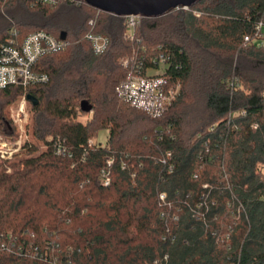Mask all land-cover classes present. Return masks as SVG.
I'll use <instances>...</instances> for the list:
<instances>
[{"label":"trees","instance_id":"trees-1","mask_svg":"<svg viewBox=\"0 0 264 264\" xmlns=\"http://www.w3.org/2000/svg\"><path fill=\"white\" fill-rule=\"evenodd\" d=\"M1 10L0 45L36 31L66 32L69 45L38 61L49 80L27 90L47 150L0 171V264H264V48L245 42L264 0L142 16L133 42L125 17L83 2L0 0ZM91 31L109 39L104 54ZM159 53L180 91L152 118L116 87L123 60L154 67ZM23 94L0 91L6 137L16 131L4 111ZM102 130L107 143H92Z\"/></svg>","mask_w":264,"mask_h":264},{"label":"built area","instance_id":"built-area-1","mask_svg":"<svg viewBox=\"0 0 264 264\" xmlns=\"http://www.w3.org/2000/svg\"><path fill=\"white\" fill-rule=\"evenodd\" d=\"M43 1L51 4L57 3V0ZM140 19L141 16H125L126 37L131 42L136 41V30ZM89 25L93 27L95 20H91ZM263 30L264 17L255 25L253 34L245 37V42L264 48ZM86 40L92 45L96 55L104 54L110 43L106 36L93 31L86 35ZM68 45L67 39L62 40L45 31L30 33L21 43L16 39H10L0 45V91L9 87H21L24 90L17 110L12 114L17 135L6 137L0 130V164L9 175L13 174L15 164L21 168L26 159L35 157L33 152L37 147L28 131L32 114L30 115L27 107L30 103L27 90L31 86L43 84L49 80L48 75L36 70L37 63L44 56L65 50ZM152 63L154 67L143 68L141 63L134 65L135 62L128 59L123 60L122 64L129 69V72L127 78L116 87V93L132 108L152 118H160L178 95L180 85L173 84L166 74L171 66L169 55L159 53L153 58ZM155 69L160 72L152 73ZM253 127L257 128L256 125ZM62 152L64 150H58V154ZM112 163L113 160L108 161V165ZM122 168L125 169V165ZM101 180L104 186H109L111 183L106 171L102 173ZM164 197L165 195L162 196ZM165 260H168V256Z\"/></svg>","mask_w":264,"mask_h":264},{"label":"water","instance_id":"water-1","mask_svg":"<svg viewBox=\"0 0 264 264\" xmlns=\"http://www.w3.org/2000/svg\"><path fill=\"white\" fill-rule=\"evenodd\" d=\"M83 2L100 11L112 13L117 16H144V17H158L164 15L171 9L179 7L189 8L200 0H74ZM60 38L65 40L67 38L66 32L60 34ZM29 101L36 106L38 100L32 95H28ZM82 109L90 111L91 107L88 102H82Z\"/></svg>","mask_w":264,"mask_h":264},{"label":"rangeland","instance_id":"rangeland-1","mask_svg":"<svg viewBox=\"0 0 264 264\" xmlns=\"http://www.w3.org/2000/svg\"><path fill=\"white\" fill-rule=\"evenodd\" d=\"M0 17L3 18V19L8 20L6 14H5V10H1ZM263 32H264V30H263ZM159 72H160V70H157V69H155V70L152 71V73H159ZM20 102H21V96H19L16 100H14L12 103H10L6 107V109L4 111L5 116L12 123H13V121H12V114L17 110ZM27 107H28V111H29L30 115L32 114V120L30 122V125L28 126V131H29L30 138L35 143V146L37 147L36 151L33 152V154H35V157H37V156L41 155L42 153H44L47 150V148H45V144L43 142L38 141L35 138V136H34V112H33L32 103L31 102L28 103ZM89 117H90V115H84V116H82L80 118V120L83 121V122H85ZM15 131H16V129H15ZM16 135L17 134H15V136ZM108 136H109L108 130H102V131L99 132L97 139H95V138L92 139V143L100 142L103 145H105L107 143ZM18 169H20L19 165L18 164H15L14 165V172L16 170H18ZM2 170L5 171V168L0 164V171H2ZM262 172L264 173V167H262Z\"/></svg>","mask_w":264,"mask_h":264}]
</instances>
